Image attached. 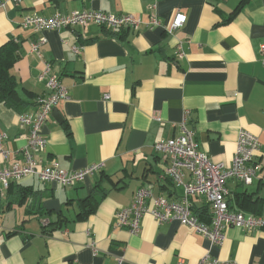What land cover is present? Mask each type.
Instances as JSON below:
<instances>
[{
	"label": "crops",
	"instance_id": "crops-1",
	"mask_svg": "<svg viewBox=\"0 0 264 264\" xmlns=\"http://www.w3.org/2000/svg\"><path fill=\"white\" fill-rule=\"evenodd\" d=\"M20 0L0 8V45L13 40L18 58L10 68L28 101L20 111L0 104V132L6 137L0 167L24 161L29 127L19 116L34 112L48 92L38 79L44 64L59 76L69 98L55 104L41 128L46 144L30 153L38 166L56 161L78 170L103 162L82 183L62 187L34 175L0 186V264H200L206 254L221 264H264V228L228 226L221 244L178 221L158 223L147 213L140 230L115 225V213L131 203L140 186L154 196L179 199L182 184L167 176L170 156L154 142L187 127L210 159L231 163L238 131L257 136L260 165L253 182L229 179L231 210L264 218V0ZM96 9L132 13L136 29L90 23L40 33L22 27L26 15L50 16ZM237 8V9H236ZM236 9V10H235ZM235 12L226 20L225 17ZM184 25L168 28L177 13ZM151 15L159 23L147 25ZM113 31V32H112ZM45 37L42 57L30 42ZM183 44L176 60L174 46ZM78 46L77 51L72 46ZM108 94V98L103 96ZM192 180L184 170L183 182ZM94 199L87 201L88 196ZM192 209L209 223L202 196ZM205 210V211H204ZM95 243V252L90 246Z\"/></svg>",
	"mask_w": 264,
	"mask_h": 264
},
{
	"label": "built area",
	"instance_id": "built-area-1",
	"mask_svg": "<svg viewBox=\"0 0 264 264\" xmlns=\"http://www.w3.org/2000/svg\"><path fill=\"white\" fill-rule=\"evenodd\" d=\"M20 0H0V8L8 2L17 3ZM185 15L177 12L168 28L173 33L182 27ZM90 23L107 26L111 30L119 27L136 29L140 19L132 13L113 14L96 9H83L68 13L55 12L50 16L33 13L24 16L21 25L25 29L40 33L48 29H59L67 26H87ZM155 15H151L147 25L158 24ZM41 34L30 42V52L42 57L41 45L45 42ZM73 51L78 46L71 47ZM264 54V42L259 45ZM184 55L183 44L177 41L174 46L176 60ZM38 79H45L48 90L45 96L38 100V107L34 112H24L19 116L21 124L29 127L27 145L24 148V161L14 162L9 166L0 167V186L6 187L9 182L20 180L23 177L34 175L41 182H54L62 187L75 186L82 183L86 176L99 171L103 162L93 163L78 170L61 168L56 161L50 164L38 166L36 160L29 151L41 149L46 144V139L41 134V128L52 112L55 104L60 99H68L69 92L60 81L59 76L51 72V64L46 61ZM108 98V94L103 96ZM188 111L183 114L179 123L180 133L170 138H160L154 142V148L170 156V164L166 168V174L174 183L182 184L183 193L176 200H169L162 196H154L146 186H140L134 192L131 203L119 208L115 213V225L125 227L130 233L140 230V219L144 214H151L158 223L178 221L194 228L203 234L211 245L221 244L226 227L232 225L246 230L264 228V218L257 215L244 214L241 211L231 210L228 207L229 189L226 185L229 179L237 180L244 185H250L255 178L260 165L255 156L261 149V144L256 135L246 129H240L236 140L234 154L231 163L226 166L213 162L208 154L199 149L195 140L194 131L187 127ZM6 137L0 132V152L3 151L2 142ZM184 170L192 177L189 182H183ZM202 196L209 205L211 219L209 223L199 219L192 209L191 197ZM95 252V243H90ZM121 257H117L116 264H121ZM200 264H221L218 259H210L207 254L201 258ZM223 264H231L226 262Z\"/></svg>",
	"mask_w": 264,
	"mask_h": 264
},
{
	"label": "trees",
	"instance_id": "trees-1",
	"mask_svg": "<svg viewBox=\"0 0 264 264\" xmlns=\"http://www.w3.org/2000/svg\"><path fill=\"white\" fill-rule=\"evenodd\" d=\"M244 1L245 0H239L238 7ZM235 10L231 11L223 21L228 20ZM17 58V45L13 40H8L0 45V104L20 111L27 106L28 101L20 97L19 84L14 75L10 72V68ZM91 199H94L93 195L88 196L87 201H91ZM193 213L199 217V214L194 209Z\"/></svg>",
	"mask_w": 264,
	"mask_h": 264
},
{
	"label": "water",
	"instance_id": "water-1",
	"mask_svg": "<svg viewBox=\"0 0 264 264\" xmlns=\"http://www.w3.org/2000/svg\"><path fill=\"white\" fill-rule=\"evenodd\" d=\"M52 115H53V116H55V115H58V116H59V114L57 113L55 107H54L53 110H52Z\"/></svg>",
	"mask_w": 264,
	"mask_h": 264
}]
</instances>
